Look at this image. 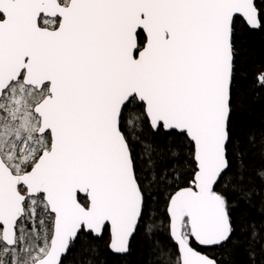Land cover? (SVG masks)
Wrapping results in <instances>:
<instances>
[{
  "label": "snow or ice",
  "instance_id": "6c2138e0",
  "mask_svg": "<svg viewBox=\"0 0 264 264\" xmlns=\"http://www.w3.org/2000/svg\"><path fill=\"white\" fill-rule=\"evenodd\" d=\"M254 33L264 0H0V264H264Z\"/></svg>",
  "mask_w": 264,
  "mask_h": 264
},
{
  "label": "trees",
  "instance_id": "16d2710c",
  "mask_svg": "<svg viewBox=\"0 0 264 264\" xmlns=\"http://www.w3.org/2000/svg\"><path fill=\"white\" fill-rule=\"evenodd\" d=\"M248 48L250 56L242 69L247 79H240L242 86L251 82V75L257 68L264 66V33H254L250 37ZM253 108L254 118L258 123L261 115L264 114V101H257L253 105ZM258 163V160L254 162L255 165H258Z\"/></svg>",
  "mask_w": 264,
  "mask_h": 264
}]
</instances>
